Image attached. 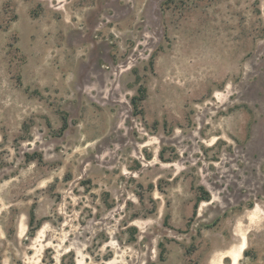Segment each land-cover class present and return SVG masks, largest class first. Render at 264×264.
<instances>
[{
	"label": "rangeland",
	"instance_id": "1",
	"mask_svg": "<svg viewBox=\"0 0 264 264\" xmlns=\"http://www.w3.org/2000/svg\"><path fill=\"white\" fill-rule=\"evenodd\" d=\"M0 264H264V0H0Z\"/></svg>",
	"mask_w": 264,
	"mask_h": 264
},
{
	"label": "trees",
	"instance_id": "2",
	"mask_svg": "<svg viewBox=\"0 0 264 264\" xmlns=\"http://www.w3.org/2000/svg\"><path fill=\"white\" fill-rule=\"evenodd\" d=\"M32 221H33V218H32Z\"/></svg>",
	"mask_w": 264,
	"mask_h": 264
}]
</instances>
